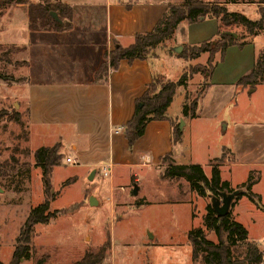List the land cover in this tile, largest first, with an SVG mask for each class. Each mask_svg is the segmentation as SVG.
I'll return each instance as SVG.
<instances>
[{"label": "crops", "instance_id": "crops-1", "mask_svg": "<svg viewBox=\"0 0 264 264\" xmlns=\"http://www.w3.org/2000/svg\"><path fill=\"white\" fill-rule=\"evenodd\" d=\"M61 2L73 9L70 29L30 30L25 5H13L9 13L0 18V44L14 48L12 59L15 63L21 62L9 93L18 99L22 112L17 111L24 116L31 137L47 142L43 146L59 143V153L63 147H69L73 154L71 163L87 168L92 172L91 179L102 175L100 166L111 164L108 175L110 192L114 191L115 177L130 175L132 182H140L135 168L161 171L167 164L162 160L164 156L178 165L199 164L206 176L210 175L206 167H211L214 159L223 153L227 156L219 162V170L225 165H240L250 170L264 167L262 124L252 126L232 122L229 144H216V150L201 160L194 158L195 144L192 143L201 127L215 129L222 108L232 102L236 93L248 88L238 86L236 81L250 71L260 51V46L254 49L255 37L242 46H228L221 59L218 54L208 86L197 102L195 117H183L181 107L174 114L167 109L168 119L148 122L143 134L129 146L123 127L134 112L136 99L145 91L152 75L171 80L167 78L168 73L181 66L176 65L178 58L174 56L166 61L168 69L158 56L130 61L122 59L115 68L107 64L97 78L95 70L104 61L105 54L117 45L127 46L135 34L150 31L170 2ZM81 10L85 15L80 14ZM99 18L101 26L92 25ZM205 22L217 25V21L210 17L189 23L187 40H175V46L193 45L215 37V31L206 32L203 28ZM180 26L181 23L175 30ZM178 92L183 95L181 105L185 87H177L175 95ZM172 120L178 123L181 132L178 142L172 139ZM185 130L189 140L185 138ZM241 183L229 185L234 188ZM255 184L257 180L251 189Z\"/></svg>", "mask_w": 264, "mask_h": 264}, {"label": "rangeland", "instance_id": "rangeland-1", "mask_svg": "<svg viewBox=\"0 0 264 264\" xmlns=\"http://www.w3.org/2000/svg\"><path fill=\"white\" fill-rule=\"evenodd\" d=\"M39 1L30 0L32 3ZM147 1L150 0H145ZM167 1L176 4L184 0ZM200 1L224 3L229 11H238L252 20L258 19L259 11L264 12V0ZM13 5L16 4L1 7L0 18L6 16ZM80 14L85 15L83 10ZM101 24L100 19L92 25ZM188 24L182 22L173 37L156 48L155 53L162 57L165 67L166 61L174 57L168 53V48L176 45L175 40H187ZM202 25L206 32L217 31L214 22ZM229 29L236 36H242L244 41L255 37L254 49L260 46L259 49L264 51V30L251 36L241 26H231ZM12 54L14 48L0 44L1 264L9 262L16 244L15 239L29 210L44 199L41 170L35 164L34 151L47 145V142L30 136L24 116L17 111L22 112V107L18 99L9 93L16 71L21 68V62L15 63ZM217 56L216 52L211 61L207 52L187 62L178 58L176 65L179 63L180 69L177 66L171 70L167 78L176 80L187 70L188 65L199 66L205 71ZM162 80L166 81L163 77ZM204 81L202 72H197L186 80L188 103L200 96ZM182 96L180 92L175 95L169 105V113L174 114L180 109ZM14 112L19 115L18 121L11 119ZM217 120L220 121L215 122V129L201 127L199 133L194 135L192 143L195 144L193 153L196 160L212 154L216 150V144H229L232 122L264 125V84H256L236 93L232 102L222 108ZM185 132L186 130L184 135ZM185 138L189 140L187 135ZM60 153L63 156L50 174L53 198L49 202V212L55 213V216L47 224H36L33 227L30 258L21 259L20 264H35L38 258L42 259V264H72L82 257H103L99 264H202L199 259L192 261L187 232L203 227L202 218L206 205L210 203L209 196H199L191 191L184 178H162L160 174L164 168L161 171L135 168L133 170L138 174L140 182H132L130 175L125 178L118 176L115 177L114 191L110 192L109 176L98 174L91 179V172L87 168L64 161L66 156L72 159L69 147H63ZM226 156L223 153L221 161ZM210 168L205 169L208 174ZM259 170L225 165L220 167V176L222 180L234 185L245 182L249 177L257 180L251 191L259 197L252 202L246 197L239 201L234 199L229 213L231 218L246 228L249 241L263 252L261 264H264V167ZM238 189L243 190L241 187ZM90 197L95 199V204H89ZM205 234L206 238L216 241L212 231L205 230ZM240 251L241 248L238 252Z\"/></svg>", "mask_w": 264, "mask_h": 264}, {"label": "trees", "instance_id": "trees-1", "mask_svg": "<svg viewBox=\"0 0 264 264\" xmlns=\"http://www.w3.org/2000/svg\"><path fill=\"white\" fill-rule=\"evenodd\" d=\"M8 4L25 5L27 7L28 27L30 30H55L70 29L73 20V9L61 2V0H40L32 3L30 0H0V8ZM57 14L55 20L50 12ZM200 17H210L217 21V31L213 40H205L197 44H179V51L174 52L168 48V53L181 58L186 62L197 58L201 53L207 52L209 60L216 52L223 57L225 49L233 44L242 46L245 41L240 35L233 36L231 26H241L246 34L258 35L264 30V12L259 11L258 19L252 20L238 11H229L223 3H207L200 0H184L181 3H169L159 20L153 28L145 33H137L133 41L127 46L117 45L108 54L95 70L94 76L100 77L103 68L108 64L110 68L117 67L120 60L153 59L158 57L155 50L162 46L166 40L173 37L176 27L182 23H193ZM214 68V62L203 71L199 66H187V70L180 74L176 80L163 81L161 76L152 75L145 91L135 101L134 112L123 127L124 135L128 145L131 146L144 132L146 124L152 120L168 119L167 109L175 95L176 88L185 87V82L191 75L202 72L205 79L204 88L197 99L188 103L186 92L181 104V115L183 117H195L197 102L204 89L208 86V80ZM2 75H0L1 77ZM236 84L238 86L254 87L256 84H264V51L260 50L255 58L250 71L241 76ZM2 115H0L1 117ZM11 119L19 120V115L14 112ZM170 120V119H169ZM172 125V139L178 142L181 132L176 121H170ZM59 143L52 146H41L34 151L35 164L41 170V184L44 199L38 205L32 207L20 227L15 239V247L7 264H20L21 259L30 258V244L33 227L36 224H47L55 213L49 212V202L53 196L51 193L50 174L54 166L58 165L61 154L58 152ZM166 166L161 174L162 178L170 180L184 178L191 189L199 196L220 197L223 192H232L243 188L235 199L246 197L250 202L258 198V194L252 193L251 187L256 182L249 177L240 187H230L228 181L222 180L218 167L221 158H215L211 166L210 175L206 176L199 164L178 165L172 162L168 156L162 158ZM202 228L191 229L187 232V240L191 246L192 261L202 264H261L263 252L258 246L250 242L246 228L237 220L231 218L228 212L224 216H217L210 203L205 207L202 218ZM212 231L216 241L206 238L205 230ZM241 248V251L239 249ZM103 257H82L72 264H99ZM41 258L35 264H42ZM1 264V263H0Z\"/></svg>", "mask_w": 264, "mask_h": 264}, {"label": "water", "instance_id": "water-1", "mask_svg": "<svg viewBox=\"0 0 264 264\" xmlns=\"http://www.w3.org/2000/svg\"><path fill=\"white\" fill-rule=\"evenodd\" d=\"M50 15L55 19V20H58V16L55 12L51 11L50 12ZM200 19H203V17H200ZM232 34L233 36H236L235 33H230ZM172 50L174 52H177L180 50V46L177 45V46H174V47H171ZM180 123L182 124V120L180 121ZM91 175H92V172H91ZM241 192V190L239 189H235L233 190L232 192H223L221 193V196L220 197H216V196H211L210 197V205L211 207L213 208V210L215 211L216 215L217 216H224L226 215L228 212H229V209H230V206L232 204V202L234 201V199L236 198V196ZM136 193V191H135ZM95 199L93 197H90L89 198V204L92 205V204H95Z\"/></svg>", "mask_w": 264, "mask_h": 264}, {"label": "built area", "instance_id": "built-area-1", "mask_svg": "<svg viewBox=\"0 0 264 264\" xmlns=\"http://www.w3.org/2000/svg\"><path fill=\"white\" fill-rule=\"evenodd\" d=\"M118 130H116L115 132H117ZM65 161L67 162V163H71V162H73V160L70 158V157H67L66 159H65ZM111 167H112V165L111 164H107V165H103V166H101L100 168H99V170H100V173L102 174V176H108V175H110V173H111Z\"/></svg>", "mask_w": 264, "mask_h": 264}]
</instances>
